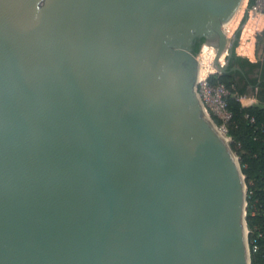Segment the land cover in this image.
I'll return each instance as SVG.
<instances>
[{"label":"water","instance_id":"95a60500","mask_svg":"<svg viewBox=\"0 0 264 264\" xmlns=\"http://www.w3.org/2000/svg\"><path fill=\"white\" fill-rule=\"evenodd\" d=\"M243 3L0 0V264H251L193 47Z\"/></svg>","mask_w":264,"mask_h":264},{"label":"trees","instance_id":"16d2710c","mask_svg":"<svg viewBox=\"0 0 264 264\" xmlns=\"http://www.w3.org/2000/svg\"><path fill=\"white\" fill-rule=\"evenodd\" d=\"M253 2L249 0L248 5ZM262 33L264 35V30ZM203 40L197 43L195 52ZM235 47L226 70L207 77L209 86L223 85L226 89L223 99L229 118L224 121L210 110L209 113L218 126L224 125L239 158L247 184L250 260L251 264H264V58L251 61L237 55ZM249 93L253 94L256 103L244 106L239 98ZM253 246H256L255 251Z\"/></svg>","mask_w":264,"mask_h":264},{"label":"rangeland","instance_id":"374dc122","mask_svg":"<svg viewBox=\"0 0 264 264\" xmlns=\"http://www.w3.org/2000/svg\"><path fill=\"white\" fill-rule=\"evenodd\" d=\"M247 7H248V0H244V3L242 5V7L240 8V10L236 13L234 18L226 26V28L229 29V31L226 33L227 36L231 37L233 35V33H235V31H237V30L239 31V38H238L237 41H239L240 35H241V33L243 32V30L245 29V27L247 25V20H248L247 19V13H246ZM252 22L254 23L252 25L253 27H251V30L253 31V30L257 29V28H255V25H257V24L254 21H252ZM226 28H225V31H227ZM247 29H249V28H247ZM247 29H245V30L247 31ZM197 54H198L197 55L198 59L201 61V68L203 70H205L206 67H210V69L209 70H205L202 75H201V72H200V76L203 77L205 75L209 76L211 74H214L215 71H216V67L214 69L213 66L211 65V63L213 61V58H214L213 57L214 48L213 47H208L205 44H201ZM262 58H264V51H258V53L256 55H252L251 54L249 59L258 60V59H262ZM219 59H220V64L221 63L223 64L225 62V59H226V52H222L220 54V56H219ZM198 93H199V91H198ZM211 97H213V99H210V101L208 103L204 102L203 98L201 96H200V99L203 102V104L207 108H209L214 114L218 115L219 117L224 118V116H225L224 111L221 108H219L218 104L216 103L217 95L216 94H212ZM212 100H215V101H212ZM248 243H249V240H248Z\"/></svg>","mask_w":264,"mask_h":264},{"label":"built area","instance_id":"2783aa9c","mask_svg":"<svg viewBox=\"0 0 264 264\" xmlns=\"http://www.w3.org/2000/svg\"><path fill=\"white\" fill-rule=\"evenodd\" d=\"M246 13H247L248 20L254 21L255 23H257L260 16L264 15V0H254L253 4L247 7ZM225 28H224V31H225ZM226 30L227 31H225V33L229 31L228 28H226ZM207 77L208 76L205 75L204 77L199 78L198 83H197V90L199 91L198 94L199 96L203 98V101L206 103H208L210 99H213V97H211L212 94H216L217 95L216 103L218 104V107L224 111V114H225L224 118L222 117L220 118L225 121L229 118V113L225 110V101L223 99V96L227 94V91L223 85H218L216 87L209 86L207 84ZM212 101H215V100H212ZM206 109L210 110L207 107ZM220 128L224 133L226 132L224 125H221ZM248 233H249V230H248ZM249 250H251L250 246H249ZM252 250L255 251L256 246H253Z\"/></svg>","mask_w":264,"mask_h":264},{"label":"crops","instance_id":"0c3cea01","mask_svg":"<svg viewBox=\"0 0 264 264\" xmlns=\"http://www.w3.org/2000/svg\"><path fill=\"white\" fill-rule=\"evenodd\" d=\"M249 1V0H248ZM249 6V5H248ZM254 23L250 20H247V25L243 32L240 35L239 41H237V45L235 48V52L237 55L250 58L251 54L256 55L258 51H264V15H261L259 20L257 21V25H255V30H251ZM250 25V26H249ZM246 31V32H245ZM259 39H262L259 42ZM251 61H256L249 59ZM240 101L244 106H249L256 103V99L254 98L253 94L249 93L247 96L240 97Z\"/></svg>","mask_w":264,"mask_h":264},{"label":"bare ground","instance_id":"6f19581e","mask_svg":"<svg viewBox=\"0 0 264 264\" xmlns=\"http://www.w3.org/2000/svg\"><path fill=\"white\" fill-rule=\"evenodd\" d=\"M206 45V44H205ZM206 46H208V45H206ZM208 47H212V46H208ZM214 48V47H213ZM215 52H216V49L214 48V55H213V57L215 56ZM214 59V58H213ZM219 61H220V59H219ZM211 65L213 66V68L215 69V66H214V64H213V61H212V63H211ZM210 69V67H206V69L205 70H209ZM205 70H203L202 68H201V61H200V67H199V78H201V76H200V72H201V75L203 74V72L205 71ZM204 77V76H203Z\"/></svg>","mask_w":264,"mask_h":264},{"label":"flooded vegetation","instance_id":"af4514ba","mask_svg":"<svg viewBox=\"0 0 264 264\" xmlns=\"http://www.w3.org/2000/svg\"><path fill=\"white\" fill-rule=\"evenodd\" d=\"M201 39H203V38H197L195 41H194V48L197 46V43L201 40ZM203 42H204V40H203ZM203 44V43H202Z\"/></svg>","mask_w":264,"mask_h":264}]
</instances>
